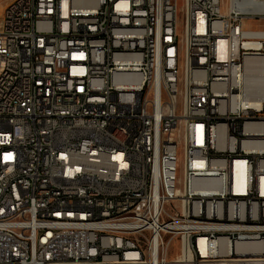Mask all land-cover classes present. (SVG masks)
I'll use <instances>...</instances> for the list:
<instances>
[{"label": "built area", "instance_id": "obj_1", "mask_svg": "<svg viewBox=\"0 0 264 264\" xmlns=\"http://www.w3.org/2000/svg\"><path fill=\"white\" fill-rule=\"evenodd\" d=\"M256 22L264 0H11L0 264H264Z\"/></svg>", "mask_w": 264, "mask_h": 264}, {"label": "bare ground", "instance_id": "obj_2", "mask_svg": "<svg viewBox=\"0 0 264 264\" xmlns=\"http://www.w3.org/2000/svg\"><path fill=\"white\" fill-rule=\"evenodd\" d=\"M0 5V13L4 10ZM245 103L259 108L264 101V59L250 56L245 61ZM196 82H188L187 94H194ZM89 100H99V93H89ZM122 132H131V125H122ZM155 179H162V171H155ZM193 217H200V210H193Z\"/></svg>", "mask_w": 264, "mask_h": 264}, {"label": "rangeland", "instance_id": "obj_3", "mask_svg": "<svg viewBox=\"0 0 264 264\" xmlns=\"http://www.w3.org/2000/svg\"><path fill=\"white\" fill-rule=\"evenodd\" d=\"M11 0H0V5L6 7V5L10 2ZM181 7V3H179ZM1 14V13H0ZM181 17V15H180ZM249 26L255 28V29H261L264 28V25L262 23L256 22V23H250Z\"/></svg>", "mask_w": 264, "mask_h": 264}]
</instances>
